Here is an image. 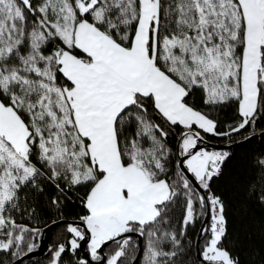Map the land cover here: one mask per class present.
Returning a JSON list of instances; mask_svg holds the SVG:
<instances>
[{
  "label": "snow or ice",
  "instance_id": "1",
  "mask_svg": "<svg viewBox=\"0 0 264 264\" xmlns=\"http://www.w3.org/2000/svg\"><path fill=\"white\" fill-rule=\"evenodd\" d=\"M0 264H264V0H0Z\"/></svg>",
  "mask_w": 264,
  "mask_h": 264
},
{
  "label": "trees",
  "instance_id": "2",
  "mask_svg": "<svg viewBox=\"0 0 264 264\" xmlns=\"http://www.w3.org/2000/svg\"><path fill=\"white\" fill-rule=\"evenodd\" d=\"M232 111H233V110H232L231 108H226V109H224V110L220 113V115H221V117H222L223 119H225V120H229L230 117L232 116ZM243 151H246V150H238V155H237V157L234 158V161H238V160H240V158H241V153H242ZM56 231H58V230H57V229H53V231L49 233V235H48V237H47L48 243L51 242L50 237H53ZM234 238H235V233H234V235H233V239H234ZM250 244H252V245H254V246H258V245H259V238L257 237V239H256L255 241L250 242ZM45 254H46V253H45ZM37 258H43V257H42V256H37Z\"/></svg>",
  "mask_w": 264,
  "mask_h": 264
},
{
  "label": "water",
  "instance_id": "3",
  "mask_svg": "<svg viewBox=\"0 0 264 264\" xmlns=\"http://www.w3.org/2000/svg\"><path fill=\"white\" fill-rule=\"evenodd\" d=\"M49 233H47L46 237H45V242L48 243L47 237H48ZM43 247V246H42ZM46 253V250H45ZM37 256H41L40 253L37 254Z\"/></svg>",
  "mask_w": 264,
  "mask_h": 264
}]
</instances>
